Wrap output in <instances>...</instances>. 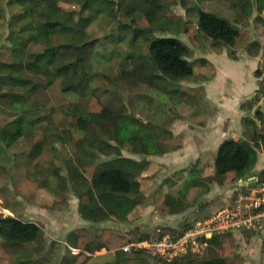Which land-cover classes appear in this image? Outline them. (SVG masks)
Returning a JSON list of instances; mask_svg holds the SVG:
<instances>
[{
  "label": "rangeland",
  "instance_id": "rangeland-1",
  "mask_svg": "<svg viewBox=\"0 0 264 264\" xmlns=\"http://www.w3.org/2000/svg\"><path fill=\"white\" fill-rule=\"evenodd\" d=\"M131 1L123 0V3L128 5ZM15 2L0 0V62L11 61L9 26L14 21L13 16L21 12V7ZM117 2L114 0L107 10L98 11L96 8L84 9V0H60L59 4L65 13L79 20L84 27L79 35L78 46H84L82 50L85 51V62L81 65L85 71L82 85L85 88L80 93L65 91L68 85L64 84L62 78L45 88L43 78L36 76L37 91L31 102L14 104L8 108L0 106V130L20 115L26 120H33L68 102L76 103L77 112L82 115L90 96L95 94L114 113L123 114L116 118L118 126L129 125L153 136L162 154L170 155L166 161H159L155 155L128 152L121 147L120 137L111 141L122 148L120 155L105 157L97 154L93 161L100 163L113 160L119 168L139 172V179L143 173H147L146 180L149 182L146 184L151 185L152 189L147 196L142 192L140 204L126 220H106L85 225L79 214V195L87 194L91 205H96L98 199L89 180L81 172L87 160L82 156L78 144L82 143L88 151H95L103 137L94 125L81 123L72 132L73 140L67 144L58 141V131L54 128L41 133L32 131L30 127H26L24 134L11 145L0 143V216L32 220L43 231L42 242L26 244L24 252L17 251L0 239L1 264H18L24 260L28 264H105L115 258L133 255L135 251L141 252V257L150 264H178L192 257L196 260L220 257L219 246L203 245L206 238H199L196 246L184 245L171 261L152 257L141 249L128 253L107 248L91 253L79 252L72 249L66 240L74 237L76 230L83 228L89 230L93 237L103 229H111L132 241L154 242L162 237L161 231L166 228L182 234L201 218L233 203L237 194L234 189L238 183L222 186L210 184L209 177L201 178L200 174L187 175L188 172H214L211 169H214L216 152L214 154V151L206 150L204 159L195 163L192 161L195 159H189L194 158L193 152L197 150L198 143L202 142L201 137L212 140V136L220 132L222 134L215 137L218 144L227 140L251 143L258 154L253 173L264 170V146L255 142L254 137L260 127L257 113L264 119V51L254 71V75L259 78L258 92L247 101H239L242 114L235 115L231 93H239L238 89L242 85L246 86V76L250 74L247 59L252 57L253 51H257L256 43L243 50L224 48L223 53L217 55L210 50L211 41L199 36V48L191 47L186 61L192 65L194 60L203 58L214 65L215 71L193 66L194 73L190 78L173 81L169 75L157 71L152 60L141 54L139 41H136L137 38L146 40L164 36L179 38L190 45L181 27L190 16H195L196 8L226 18L238 26L241 17L235 12L230 0H172L164 19L148 22L141 13H136L132 28L122 27L117 22ZM140 21L144 25H140ZM249 32L255 42L264 41V10L262 13L252 10ZM42 49L40 45L29 44L27 51L37 52ZM47 56L53 67H60L67 60L66 50L63 49L50 52ZM79 68L77 65L75 73ZM133 70L136 72L135 80L123 76L124 72ZM70 84L78 85L76 74L72 75ZM241 119L248 121V128L240 135V129L238 132L232 126L241 125ZM217 125H220L219 130L214 131ZM185 148L180 155L183 159L175 161L177 156L171 160L172 153ZM150 176L153 180H149ZM195 180L202 184L191 197L185 188L188 182ZM178 189L179 192L182 189V193L177 200L174 199L173 206L176 209L185 208L176 215L171 214L172 208L154 202L155 198L168 194L163 195V192H176ZM61 202L66 203L63 209H52L54 203ZM60 224L62 229L59 235ZM64 226H67L66 229ZM167 235L176 238L174 234ZM234 235L243 264H263L258 256L260 244L256 236L243 231L235 232ZM21 253L25 258L21 257ZM228 261L231 262V259Z\"/></svg>",
  "mask_w": 264,
  "mask_h": 264
},
{
  "label": "trees",
  "instance_id": "trees-1",
  "mask_svg": "<svg viewBox=\"0 0 264 264\" xmlns=\"http://www.w3.org/2000/svg\"><path fill=\"white\" fill-rule=\"evenodd\" d=\"M114 0H84L83 8H96L98 11L107 10ZM115 18L120 26L132 28L137 14L141 13L147 21H161L168 13L172 0H132L124 5L123 0H117ZM235 12L241 17L238 26L228 19L213 13L195 9V16H190L183 23L181 30L188 39L189 44L176 37H154L139 41L141 54L147 56L156 66V70L169 75L173 81L190 78L194 71L193 66L208 68L215 71L214 65L203 58L196 59L190 65L186 57L191 52V47L198 49V37L203 36L211 41V52L221 55L224 48L243 50L256 43L249 32V16L252 10L262 13L264 0H230ZM21 7V12L13 16L14 21L9 26V42L12 47L11 61L0 62V106L8 108L14 104L29 103L37 91L36 76L43 78L44 87H50L56 79H64L68 86L65 91L73 90L80 93L85 86L83 63L85 51L78 46L80 34L83 31L81 22L65 13L60 6V0H16ZM144 25L143 21L139 22ZM40 45L41 51H27L28 45ZM66 50V63L60 67H53L47 56L50 52ZM232 55V54H231ZM75 57V59H73ZM79 66L75 73L76 66ZM76 74L78 85L70 84L72 75ZM135 70L124 72L128 80H135ZM77 105L73 102L63 103L52 112L39 116L33 120H26L21 115L0 130V143L4 146L11 145L24 134V129L30 127L32 131L45 133L50 128L58 131L57 139L67 144L73 140V131L81 123L94 125L103 141L97 145L95 151H88L82 143L78 144L81 154L86 162L81 167V172L89 180L90 185L102 204V208H94L87 194L79 195V214L83 220L93 223H102L106 220L124 221L133 209L140 204L142 195L140 183L137 181L139 172L130 168H119L112 160L100 163L93 161L94 157L103 155H120L121 147L134 154L146 156L160 155L162 149L154 142L153 136L142 133L138 128L121 125L118 126L116 118L122 116L121 112L114 113L109 106L101 103L99 97L92 94L82 115L77 112ZM260 127L254 133L257 143L264 146V119L260 113ZM243 126L248 121L243 120ZM122 139L121 147L111 141ZM40 150V146L37 147ZM258 154L253 145L245 140H227L221 143L214 157V175L208 178L210 184L230 185L238 183L240 179L247 180V176L264 179V170L255 172ZM253 173V174H252ZM202 183L199 181L188 182L186 190L192 197ZM186 191V192H187ZM171 196H159L155 203L165 204L172 208L171 213H178L185 207L177 209L173 206ZM177 200V199H175ZM66 203H54L52 209L60 210ZM173 206V207H172ZM174 234L179 237L177 230L166 228L161 235ZM0 239L13 246L17 251L24 252V246L30 243H41L43 231L35 223L24 222L10 216H0ZM67 244L79 252L91 253L94 250L107 248L110 251L118 250L128 244L130 239L111 229H103L98 235L92 236L87 229H78L74 237H69ZM209 246H219L220 257L196 260L194 257L178 264H243V258L237 253L235 235L230 232L219 233L206 240ZM141 252L135 251L133 255L115 258L105 264H150L141 257ZM21 257L25 258L21 253ZM231 259V262L228 261ZM18 264H28L20 261Z\"/></svg>",
  "mask_w": 264,
  "mask_h": 264
},
{
  "label": "built area",
  "instance_id": "built-area-1",
  "mask_svg": "<svg viewBox=\"0 0 264 264\" xmlns=\"http://www.w3.org/2000/svg\"><path fill=\"white\" fill-rule=\"evenodd\" d=\"M245 181V180H244ZM250 232L253 233L260 244L259 255L264 264V179L257 177L247 179L242 185L235 201L214 214L201 218L192 227L179 237L170 238L163 235L154 242L132 241L119 252L128 253L131 250H145L152 257H160L171 261L174 254L184 245L196 246L199 238L206 240L224 232Z\"/></svg>",
  "mask_w": 264,
  "mask_h": 264
},
{
  "label": "crops",
  "instance_id": "crops-1",
  "mask_svg": "<svg viewBox=\"0 0 264 264\" xmlns=\"http://www.w3.org/2000/svg\"><path fill=\"white\" fill-rule=\"evenodd\" d=\"M258 41V40H257ZM259 42V51H258V53L256 54V55H252V57H249L248 59H247V62H248V64H249V66H250V74H248V76H250V77H248V76H246V78H247V84H246V86H248L246 89H244V90H241L242 88H244V87H246V86H244V85H242V87L241 88H239L238 90V92L239 93H237V91L234 93V92H232L231 93V96H232V98L234 99V105H232V107L234 108L233 109V112L235 113V115H240V114H242V111L240 110V108H239V101H247L250 97H253V96H255L256 95V93L258 92V81H259V78L257 77V75H254V71H255V69H257V67L259 66V64H260V59L262 58V51H264V41H261V40H259L258 41ZM259 101H260V99H259ZM262 102V101H261ZM236 103H237V106H236ZM242 119H241V121H240V123H241V125H238L237 126V124L236 125H234V126H232V128H237V131L240 133V135H241V133L243 132V130L244 129H247L248 128V125L246 126V127H244L243 125H242ZM219 126L220 125H217V126H215L214 127V131H218L219 129ZM237 126V127H236ZM222 129V128H221ZM225 129H227V128H225ZM206 134V133H205ZM222 134V133H221ZM220 134V132H219V134H214L212 137V140H211V138H206L205 136L204 137H201L200 138V140L202 141V142H199L198 144L199 145H197L198 146V148H197V150L196 151H194L193 152V156H194V158H189V159H195V160H192V161H194V163L196 162V161H202L204 158V154H205V151L206 150H208V149H210V151H214V154H215V152L217 151V149H218V146L220 145V144H218L217 143V139L215 138V137H217L218 135H221ZM204 141V142H203ZM203 143V144H202ZM195 145V144H194ZM184 150H186V148L185 149H183V150H181V151H177V153L176 152H174V153H172L171 155H173V156H171V160H173L175 157H177V158H175L174 160L175 161H178L179 159H183V158H180V155L183 153V151ZM169 155L170 154H168V153H164V154H160V155H157V157H158V159H159V161H166L167 160V157H169ZM156 157V158H157ZM211 171H214V169H211ZM210 174H207L205 171H203L202 173H200V172H188L187 173V175H190V176H196V175H198V174H200V177L201 178H206V177H212L213 175H214V172H213V174H211L212 172H209ZM147 173H143L142 175H141V177H140V179L138 178L139 177V175L137 176V181L140 183V190H141V193L143 192L144 193V196H147L148 195V193L150 192V190L152 189V187H151V185H148V184H146V183H148L149 181L148 180H146V178H147ZM210 175H212V176H210ZM153 177L152 176H150V178H149V180L150 179H152ZM153 180V179H152ZM184 187V186H183ZM240 189H241V187H240V183H239V185L237 184L236 186H235V189H234V191H236L237 192V194L240 192ZM40 191V190H39ZM185 191V190H184ZM176 192H177V194H176ZM176 192H163V195H166L167 193V195L168 196H171V197H173V198H175V199H177V197H179V194H181L182 193V189L180 190V192H179V189L176 191ZM142 193V194H143ZM152 193V192H151ZM236 194V195H237ZM97 197V196H96ZM98 199V198H97ZM97 204L96 205H94V204H92V206L94 207V208H96V209H100V208H102V204L99 202V199H98V201L96 202ZM138 206V205H137ZM172 215H176V214H174V213H171ZM43 215V214H42ZM22 221V220H21ZM85 225L87 224L88 225V223H91V222H88V221H85V220H81ZM24 222H30V223H35L36 224V222H33L32 220H28V221H24ZM60 227H61V224H60ZM65 227V229H66V227L67 226H64ZM84 227H87V226H84ZM62 229V227L61 228H59V230H58V234L60 235L61 233H60V230ZM234 234V233H233ZM60 242H62V241H60ZM102 249H105V248H102ZM258 256L260 257V255H259V251H258ZM260 261L262 262V260H261V257H260ZM1 264V263H0Z\"/></svg>",
  "mask_w": 264,
  "mask_h": 264
},
{
  "label": "water",
  "instance_id": "water-1",
  "mask_svg": "<svg viewBox=\"0 0 264 264\" xmlns=\"http://www.w3.org/2000/svg\"><path fill=\"white\" fill-rule=\"evenodd\" d=\"M244 182H245L244 180L240 179V180L238 181V185H239V183H240V186H241ZM237 253L239 254V252H237Z\"/></svg>",
  "mask_w": 264,
  "mask_h": 264
}]
</instances>
